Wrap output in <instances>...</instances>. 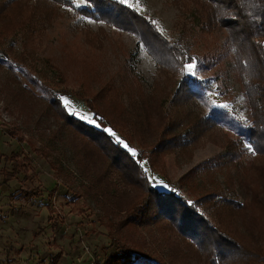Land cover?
Returning <instances> with one entry per match:
<instances>
[{"label": "rangeland", "instance_id": "1", "mask_svg": "<svg viewBox=\"0 0 264 264\" xmlns=\"http://www.w3.org/2000/svg\"><path fill=\"white\" fill-rule=\"evenodd\" d=\"M67 1L71 5L49 8L40 0L39 7L51 16L37 19L35 28L22 24L21 14L27 20L30 12L25 9L10 8L16 20L0 23V119L7 124L0 131V264L13 258L17 264H51L58 248L73 254V247H78V256L67 264H90L83 245L100 264H107L121 250L111 230L124 216H109L82 198L77 186L107 171L105 181L119 190L123 180L109 171L104 152L63 128L57 110L50 109V101L58 97L76 117L98 128L109 123L116 140L136 153L133 163L144 167L158 189L175 192L236 240L242 250L224 249L215 257L217 264H264V160L243 138L252 121L248 79L240 72L227 32L215 27L202 34L198 15L206 0H118L154 28L160 43L151 46L141 22H136L137 31L110 26L77 13L86 0ZM35 4L30 0V6ZM161 44L181 50L180 64L168 53L154 54ZM185 78L197 81L195 99L182 92ZM95 111L99 121L93 119ZM202 116L217 118L219 126L196 138L193 126ZM163 140L166 144L156 150ZM233 140L242 156L228 163L221 157ZM12 153L20 161L29 159L32 179L21 174L5 182L1 171L13 168ZM55 160L73 173L69 184L55 179L50 164ZM21 189H40L43 196L26 201L16 194ZM133 190L144 197L142 189ZM51 191L56 193L52 201ZM52 211L58 221L55 229L49 220ZM170 228L157 222L118 234L131 248H143L144 254L167 264H204L213 254V248L181 239ZM257 248L262 250L253 257Z\"/></svg>", "mask_w": 264, "mask_h": 264}, {"label": "trees", "instance_id": "2", "mask_svg": "<svg viewBox=\"0 0 264 264\" xmlns=\"http://www.w3.org/2000/svg\"><path fill=\"white\" fill-rule=\"evenodd\" d=\"M39 1L36 0L35 6H30V0H0V23H6L9 19L16 20L8 12L10 8L13 11L20 12H22V9H25V12L26 10L30 12L29 14L27 13V20H24L23 14L20 13L22 24H31L30 27L35 28L37 19L46 18V15L48 18L51 16V13H44L46 9L39 7ZM43 1L47 5L46 7L49 8L53 7L52 4L58 5L62 3V5H71L67 0ZM86 1L88 2L87 6L77 10L78 14L93 17L110 26H117L126 30L136 27L137 31L138 26L136 22H141L145 27L147 26L149 32H146V35H144L145 38H149L145 40L146 43L149 46H151L150 42H154V44L160 43L157 39L159 36L153 33L154 28L150 27V24L144 22V20H138L136 13L120 3V1ZM201 6L204 7V10L202 11L203 8L200 9L198 18L199 22H202V34H207V30L218 27V30L227 32L231 43L235 45L236 55L241 62L239 65L240 72L246 74V78L248 79L247 84L245 83V88L252 118L251 124L248 127V133L243 138L253 147V152L264 160V47L262 45V41H264V0H206V3H201ZM161 40L163 41L162 38ZM153 51H155L154 54L156 56L163 52L168 53L172 59L174 58V61L177 58L176 60L179 61V64L180 57H183L181 50L177 46L170 47L166 44H161L159 49H154ZM3 58L8 62L9 57L4 55ZM188 62L192 64L191 59ZM181 65L184 66L183 63ZM185 79L186 81L182 82V92L185 97L195 99L198 95L194 89L197 81ZM179 94L180 92L177 96ZM87 104L90 109L89 111H94L90 106V102H87ZM51 108L52 110H57V115L60 122L63 123V128L71 129L73 136L79 137L104 152L109 160V171L120 176L123 180L121 183L124 188L119 190V186L116 187V184L112 183L111 180L109 182L105 181L106 175H110L107 171L105 174L94 179L93 177H88L86 186H77L82 198L94 201L97 206L106 209L109 216L112 214L124 216L119 223L112 225V227H115L111 230L113 235H118L117 240H119L121 250L113 253L107 264H167L164 260L161 261L153 258L151 255L144 254L141 247V249L131 248V246L127 245L126 239L120 237L118 234L129 227L142 229L157 222H166L167 225L171 226L170 230L181 239H187L188 241L213 248V254L204 264H217L215 257L219 256L224 249L231 251L237 249L238 252L239 249L242 250L234 238L225 235L218 228L212 226L203 215L197 212L194 206L189 205L182 197L178 196L175 192L158 189L150 180L144 167L133 163L134 160L130 151L120 144L113 135L105 131L107 128L114 131L109 123H105V126L98 128L96 125L76 117L68 110L63 98L60 97L50 101ZM99 116L100 114L95 111L93 119L99 121ZM217 120V118L213 119L203 116L195 120V125L193 126L196 129L195 137H201L206 132L219 126ZM192 124H194V121ZM51 139L58 142L55 137ZM165 142L166 140H163V143L160 141L156 146V150L162 149L166 144ZM238 147L239 143L236 140L231 141L226 148L224 156L222 155L221 157L222 160L224 158L228 163L240 161L242 153L240 152V155L237 153ZM42 154L45 155V151ZM19 157V155L12 153L10 159L12 160L13 168H4L1 171L5 177V182L17 179L21 174L25 176L26 180L33 178L34 173L30 176L32 174L30 168L26 167L28 166L29 159L25 158L20 161ZM50 164L52 165L56 180L64 179L65 183L69 184L74 179L73 173L65 170L61 165V167L58 166L57 160L52 161ZM142 171L145 172V177H142ZM133 187L142 189L144 197L138 196V192L133 190ZM16 194L26 201H31L32 199L41 198L43 191L35 189L30 192L21 189ZM54 194H56L55 191H51L49 194L51 201ZM140 198L142 201L138 202L137 200ZM135 202L137 203L135 204ZM109 207H113L112 211H110ZM50 213L49 220L51 221L52 228L55 229L58 225L57 217H53L55 211ZM260 249L262 250V248H257L255 251H252L253 257H257L259 254L257 251ZM61 258L62 254L58 253L51 259V264H58ZM17 263L19 261L13 258L10 260L6 259L3 264ZM97 264H100L98 260Z\"/></svg>", "mask_w": 264, "mask_h": 264}, {"label": "crops", "instance_id": "3", "mask_svg": "<svg viewBox=\"0 0 264 264\" xmlns=\"http://www.w3.org/2000/svg\"><path fill=\"white\" fill-rule=\"evenodd\" d=\"M10 245H7V246H5V247H9ZM77 248L78 247H73V248H71L70 250H71V252L73 253V254H71L70 253V251L67 253L65 250H63V249H60V248H58V253H61L62 254V258H61V260H60V262L58 263V264H67V262L69 261V260H74V258H77ZM57 253V254H58ZM56 254V255H57ZM55 255V256H56ZM31 257H32V255H31ZM66 260V261H65ZM36 264V263H35Z\"/></svg>", "mask_w": 264, "mask_h": 264}, {"label": "built area", "instance_id": "4", "mask_svg": "<svg viewBox=\"0 0 264 264\" xmlns=\"http://www.w3.org/2000/svg\"><path fill=\"white\" fill-rule=\"evenodd\" d=\"M6 125H7L6 120L0 119V131L4 132L7 129ZM15 140L16 142H19L18 138H15ZM83 250L85 251V253L90 254V257H91L90 264H97V259L92 257L89 247L83 245ZM78 261L80 262L81 260L79 259Z\"/></svg>", "mask_w": 264, "mask_h": 264}, {"label": "snow or ice", "instance_id": "5", "mask_svg": "<svg viewBox=\"0 0 264 264\" xmlns=\"http://www.w3.org/2000/svg\"><path fill=\"white\" fill-rule=\"evenodd\" d=\"M189 68H192L193 67V65L191 64V63H189ZM97 126H99V125H97ZM105 131L106 132H108L109 134H111V135H115V133H114V131L112 130V129H105ZM117 139H118V142L120 143V144H122L125 148H127V149H129V151H132L130 148H129V146L122 140V139H119L118 137H117ZM136 153L134 152V151H132V155H135ZM163 187H165V188H168V185L167 184H164L163 185ZM190 204H191V202H189Z\"/></svg>", "mask_w": 264, "mask_h": 264}]
</instances>
